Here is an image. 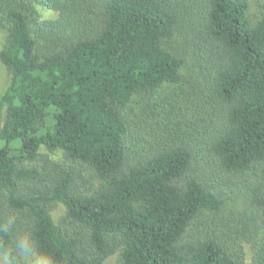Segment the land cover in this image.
Wrapping results in <instances>:
<instances>
[{
	"label": "trees",
	"instance_id": "1",
	"mask_svg": "<svg viewBox=\"0 0 264 264\" xmlns=\"http://www.w3.org/2000/svg\"><path fill=\"white\" fill-rule=\"evenodd\" d=\"M249 12L248 0H0V226L15 216L12 231L58 264H246L238 237L264 264V13ZM139 98L142 114L146 98L167 112L142 136ZM233 179L247 186L231 208ZM11 241L0 232L15 264Z\"/></svg>",
	"mask_w": 264,
	"mask_h": 264
},
{
	"label": "rangeland",
	"instance_id": "2",
	"mask_svg": "<svg viewBox=\"0 0 264 264\" xmlns=\"http://www.w3.org/2000/svg\"><path fill=\"white\" fill-rule=\"evenodd\" d=\"M248 1H249L250 16H252L253 19L260 18L262 16V14L264 13V0H248ZM37 9H38L41 20L54 19L57 16L56 12L49 10V9H46L43 6H39ZM6 36H7V31L4 29L0 30V50L5 45ZM8 86H9V73H8V70L6 69V67L0 61V102H1L2 96L5 93V91L7 90ZM186 89L187 88H185L184 90L178 89L177 92H178L179 96L174 98V99H176V102H177V103L174 102V105L177 106L179 104L180 106H182L184 109L183 110L184 113L186 111V103H187L186 99H188L187 93H185ZM164 90H165V91H163L164 94L162 91H160V94L156 93V98L158 96L165 95L168 91H170V92L176 91V87H172V88L166 87ZM156 98H154V99L153 98L152 99L146 98L145 99V102L147 103V105L148 104L151 105V106H149L147 114H144V113L142 114V112H140L141 106L144 105V101H142L141 98L134 101V104H133L134 105V109H133L134 114L131 116V120L135 124L134 129H136L137 135L142 136V135L148 133L144 129V125H145L144 118L148 117V116H152L153 115L152 111H154L156 113L157 118H160L161 121L166 116L167 112L166 113L164 112L165 111L164 106H161V107L159 106L162 104L163 98L162 99H156ZM155 101H158V102H155ZM166 105H168V104H166ZM168 109H170V106L168 107ZM5 111H6V108L4 109V112ZM50 114L52 116V111L50 112ZM136 115H138V117H135ZM140 119H141L142 123H141ZM157 121L158 120L153 119L152 124L153 125L156 124ZM56 158H57V160L61 161L62 163L64 162V158L62 157L60 152L57 153ZM240 182L241 181L238 179H233V182L229 181V184H231V189H229V191L227 193H228V196H229L228 198L230 201L228 203H230L229 206L231 208H232L231 201H233L234 199L235 200L237 199L235 197L239 193V190H240L239 187L247 186L246 182H243V183H240ZM64 212H65L64 207L62 205H57L53 209V212H52L54 220L55 221L59 220V218L64 214ZM260 237L261 238L264 237V232L261 233ZM235 240L238 243H236L234 245V248L237 250H239V249L243 250V252L245 254L246 264H251L252 256H253V246H251L249 243L242 242V239L240 237L236 238ZM118 261H119V256L116 254V255L108 257L105 261V264H118ZM0 264H12V262L8 258H6L5 255L0 253Z\"/></svg>",
	"mask_w": 264,
	"mask_h": 264
},
{
	"label": "clouds",
	"instance_id": "3",
	"mask_svg": "<svg viewBox=\"0 0 264 264\" xmlns=\"http://www.w3.org/2000/svg\"><path fill=\"white\" fill-rule=\"evenodd\" d=\"M16 222V217L10 216L0 226V232H7L12 236L10 255L15 264H58L53 254L38 250L37 242L31 232H13Z\"/></svg>",
	"mask_w": 264,
	"mask_h": 264
}]
</instances>
